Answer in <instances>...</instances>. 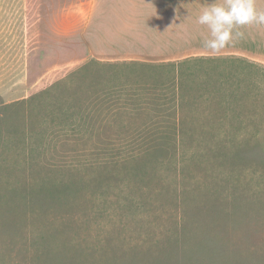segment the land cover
I'll list each match as a JSON object with an SVG mask.
<instances>
[{"label":"rangeland","instance_id":"374dc122","mask_svg":"<svg viewBox=\"0 0 264 264\" xmlns=\"http://www.w3.org/2000/svg\"><path fill=\"white\" fill-rule=\"evenodd\" d=\"M93 3L0 0V264H264V63L94 54Z\"/></svg>","mask_w":264,"mask_h":264},{"label":"crops","instance_id":"0c3cea01","mask_svg":"<svg viewBox=\"0 0 264 264\" xmlns=\"http://www.w3.org/2000/svg\"><path fill=\"white\" fill-rule=\"evenodd\" d=\"M212 0H94L89 27L95 33L94 54L178 55L203 48L209 38L197 23ZM222 3L223 0H214ZM264 10V0H256ZM240 40L222 50L254 55L264 63V25H246ZM207 50V49H206Z\"/></svg>","mask_w":264,"mask_h":264},{"label":"clouds","instance_id":"9594fccd","mask_svg":"<svg viewBox=\"0 0 264 264\" xmlns=\"http://www.w3.org/2000/svg\"><path fill=\"white\" fill-rule=\"evenodd\" d=\"M197 23L209 30L203 47L215 53L245 39L241 27L264 25V10L257 7L256 0H223L222 3L212 0L202 9Z\"/></svg>","mask_w":264,"mask_h":264},{"label":"trees","instance_id":"16d2710c","mask_svg":"<svg viewBox=\"0 0 264 264\" xmlns=\"http://www.w3.org/2000/svg\"><path fill=\"white\" fill-rule=\"evenodd\" d=\"M178 98H180V94L177 93V99ZM174 115H175V121H176L175 124H185L186 119H185V115L182 112V110L181 111L180 110H175L174 111ZM175 129H176V127H175Z\"/></svg>","mask_w":264,"mask_h":264}]
</instances>
